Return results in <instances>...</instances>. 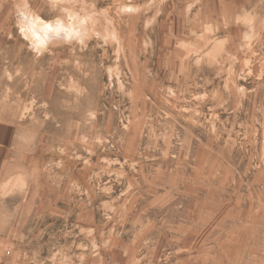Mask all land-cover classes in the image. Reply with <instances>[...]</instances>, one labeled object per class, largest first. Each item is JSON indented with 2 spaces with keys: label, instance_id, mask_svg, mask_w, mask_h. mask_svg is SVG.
<instances>
[{
  "label": "rangeland",
  "instance_id": "obj_1",
  "mask_svg": "<svg viewBox=\"0 0 264 264\" xmlns=\"http://www.w3.org/2000/svg\"><path fill=\"white\" fill-rule=\"evenodd\" d=\"M249 259L264 0H0V264Z\"/></svg>",
  "mask_w": 264,
  "mask_h": 264
},
{
  "label": "bare ground",
  "instance_id": "obj_2",
  "mask_svg": "<svg viewBox=\"0 0 264 264\" xmlns=\"http://www.w3.org/2000/svg\"><path fill=\"white\" fill-rule=\"evenodd\" d=\"M199 174H200V173H199ZM195 177H196V176H195ZM205 209H206V208H205ZM205 209H204V210H205ZM208 212H209V211H208ZM202 214H203V213H202ZM204 214H205V213H204ZM204 214H203L204 217L207 216L206 214H205V215H204ZM208 217H209V216H208ZM200 218H202V215H200ZM212 225H213V224H212ZM216 258H217V257H216ZM239 259H240V258H239ZM243 259H244V258H243ZM237 263H238V262H237ZM239 263H240V262H239ZM242 263H243V262H242ZM246 264H252V260L249 259V262H246ZM261 264H262V263H261Z\"/></svg>",
  "mask_w": 264,
  "mask_h": 264
},
{
  "label": "built area",
  "instance_id": "obj_3",
  "mask_svg": "<svg viewBox=\"0 0 264 264\" xmlns=\"http://www.w3.org/2000/svg\"><path fill=\"white\" fill-rule=\"evenodd\" d=\"M126 1H128V2H132L133 0H126Z\"/></svg>",
  "mask_w": 264,
  "mask_h": 264
}]
</instances>
